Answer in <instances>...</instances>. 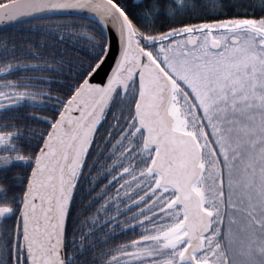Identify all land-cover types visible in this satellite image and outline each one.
<instances>
[{"label": "snow or ice", "instance_id": "1", "mask_svg": "<svg viewBox=\"0 0 264 264\" xmlns=\"http://www.w3.org/2000/svg\"><path fill=\"white\" fill-rule=\"evenodd\" d=\"M0 264H264V0H0Z\"/></svg>", "mask_w": 264, "mask_h": 264}]
</instances>
